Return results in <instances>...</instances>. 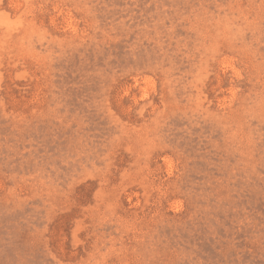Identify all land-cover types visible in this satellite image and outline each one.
<instances>
[{
  "label": "rangeland",
  "instance_id": "rangeland-1",
  "mask_svg": "<svg viewBox=\"0 0 264 264\" xmlns=\"http://www.w3.org/2000/svg\"><path fill=\"white\" fill-rule=\"evenodd\" d=\"M0 264H264V0H0Z\"/></svg>",
  "mask_w": 264,
  "mask_h": 264
}]
</instances>
